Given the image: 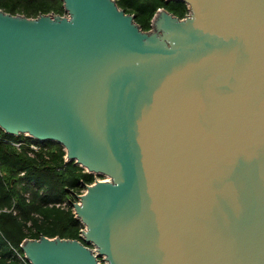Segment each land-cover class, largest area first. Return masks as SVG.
Returning a JSON list of instances; mask_svg holds the SVG:
<instances>
[{
    "label": "water",
    "instance_id": "obj_1",
    "mask_svg": "<svg viewBox=\"0 0 264 264\" xmlns=\"http://www.w3.org/2000/svg\"><path fill=\"white\" fill-rule=\"evenodd\" d=\"M0 8V128L108 180L73 203L81 240L31 264H264V0H175L146 31L116 0ZM171 1V0H166Z\"/></svg>",
    "mask_w": 264,
    "mask_h": 264
},
{
    "label": "trees",
    "instance_id": "obj_2",
    "mask_svg": "<svg viewBox=\"0 0 264 264\" xmlns=\"http://www.w3.org/2000/svg\"><path fill=\"white\" fill-rule=\"evenodd\" d=\"M120 8L135 15L143 30L151 29V21L160 8L183 18L186 3L166 0H116ZM0 8L12 14L36 17L40 14H64L62 0H0ZM0 141V264H31L24 261L21 244L26 238L60 236L81 240L82 222L70 203L66 208L50 205L62 203L79 192L83 183L94 182V174L74 163L66 162L61 145L45 143L51 150L35 158L28 148L16 149L11 140L23 139L4 132ZM53 146V148H52ZM24 172V176H20ZM25 182V185H23ZM33 183V185H32ZM30 193V199L26 193ZM14 206L17 211H2Z\"/></svg>",
    "mask_w": 264,
    "mask_h": 264
},
{
    "label": "built area",
    "instance_id": "obj_3",
    "mask_svg": "<svg viewBox=\"0 0 264 264\" xmlns=\"http://www.w3.org/2000/svg\"><path fill=\"white\" fill-rule=\"evenodd\" d=\"M22 135L24 136L23 139L11 140V144H12L16 149H18V150H22L23 148H28V154H29L31 157L35 158V157H36L38 154H40L41 152H47V151H50V150H51L50 147H49L48 145L45 144V142L38 141V140H36L35 138L31 137V136L28 135V134H22ZM3 139L5 140V138H4V131L0 128V141L3 140ZM64 159H65L66 162H68V159H67L66 154H65ZM84 170L87 172L86 169H84ZM24 175H25V173L22 172L20 176H24ZM94 175L96 176V180H94V182L97 181V180H102V181H103V180H104V181H105V180H108V178H107V179H105V178L101 179V178H99L100 176L97 177V174H95V173H94ZM94 182H92V183H83V185H82L83 188H82L79 192L73 194L72 197H69L68 200H66V201H64V202H62V203H51L50 205H51V206H52V205H55V206H57V207L66 208V207H67L68 205H70V203H71V205H72V207H73V203H78V202H80V197H79V196H81V195H83V194H85V193L87 192V188L84 186V184H93ZM23 185H25V182H23ZM26 197H27L28 199H30V193H29V192L26 193ZM73 209H74V208H73ZM2 211H13L14 214L17 213V211L15 210L14 206H13L11 209L5 208V209H3ZM18 256H19V258L22 259L23 261H24L25 259H27L26 256H25V254H24V256L21 255V254H18ZM27 260H28V259H27ZM28 261H29V260H28ZM29 262H30V261H29Z\"/></svg>",
    "mask_w": 264,
    "mask_h": 264
},
{
    "label": "rangeland",
    "instance_id": "obj_4",
    "mask_svg": "<svg viewBox=\"0 0 264 264\" xmlns=\"http://www.w3.org/2000/svg\"><path fill=\"white\" fill-rule=\"evenodd\" d=\"M53 145H54V148H55V147H56V145H58V144H56V143H53ZM49 147L51 148V146H49ZM52 148H53V146H52ZM54 148H53V149H54ZM97 177H99V175H97ZM100 178H101V179H103V178L107 179L106 177H102V176H100ZM32 185H33V183H32Z\"/></svg>",
    "mask_w": 264,
    "mask_h": 264
},
{
    "label": "flooded vegetation",
    "instance_id": "obj_5",
    "mask_svg": "<svg viewBox=\"0 0 264 264\" xmlns=\"http://www.w3.org/2000/svg\"><path fill=\"white\" fill-rule=\"evenodd\" d=\"M94 177H95L94 180H96V176H95V175H94ZM99 178H100V177H99Z\"/></svg>",
    "mask_w": 264,
    "mask_h": 264
}]
</instances>
